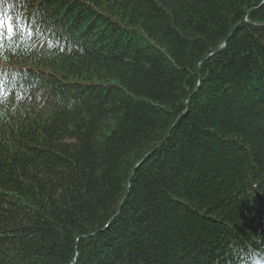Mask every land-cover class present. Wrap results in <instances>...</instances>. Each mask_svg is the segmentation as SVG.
Listing matches in <instances>:
<instances>
[{
  "label": "trees",
  "instance_id": "trees-1",
  "mask_svg": "<svg viewBox=\"0 0 264 264\" xmlns=\"http://www.w3.org/2000/svg\"><path fill=\"white\" fill-rule=\"evenodd\" d=\"M0 17V264H264V0Z\"/></svg>",
  "mask_w": 264,
  "mask_h": 264
},
{
  "label": "snow or ice",
  "instance_id": "snow-or-ice-1",
  "mask_svg": "<svg viewBox=\"0 0 264 264\" xmlns=\"http://www.w3.org/2000/svg\"><path fill=\"white\" fill-rule=\"evenodd\" d=\"M28 34L31 36V31H29ZM17 35L18 34L11 20L0 17V53H2L5 48L6 40L8 43L13 44L14 47H19L18 44L14 43ZM3 91L4 90L0 88V98L6 99V97H3L2 95Z\"/></svg>",
  "mask_w": 264,
  "mask_h": 264
},
{
  "label": "water",
  "instance_id": "water-1",
  "mask_svg": "<svg viewBox=\"0 0 264 264\" xmlns=\"http://www.w3.org/2000/svg\"><path fill=\"white\" fill-rule=\"evenodd\" d=\"M262 25H264V23ZM223 47H224V44L220 46L219 48H217L213 54L219 53L223 49Z\"/></svg>",
  "mask_w": 264,
  "mask_h": 264
}]
</instances>
